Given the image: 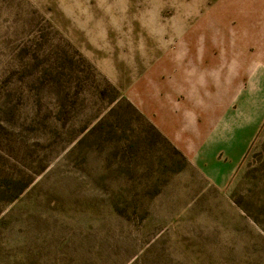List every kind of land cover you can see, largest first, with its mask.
Returning a JSON list of instances; mask_svg holds the SVG:
<instances>
[{
  "label": "rangeland",
  "instance_id": "obj_1",
  "mask_svg": "<svg viewBox=\"0 0 264 264\" xmlns=\"http://www.w3.org/2000/svg\"><path fill=\"white\" fill-rule=\"evenodd\" d=\"M0 264H264V3L0 0Z\"/></svg>",
  "mask_w": 264,
  "mask_h": 264
},
{
  "label": "crops",
  "instance_id": "obj_2",
  "mask_svg": "<svg viewBox=\"0 0 264 264\" xmlns=\"http://www.w3.org/2000/svg\"><path fill=\"white\" fill-rule=\"evenodd\" d=\"M257 3L260 2V3H264V0H256Z\"/></svg>",
  "mask_w": 264,
  "mask_h": 264
}]
</instances>
